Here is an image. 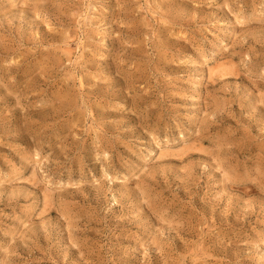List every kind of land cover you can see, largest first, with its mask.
Listing matches in <instances>:
<instances>
[{
	"label": "rangeland",
	"instance_id": "rangeland-1",
	"mask_svg": "<svg viewBox=\"0 0 264 264\" xmlns=\"http://www.w3.org/2000/svg\"><path fill=\"white\" fill-rule=\"evenodd\" d=\"M0 264H264V0H0Z\"/></svg>",
	"mask_w": 264,
	"mask_h": 264
}]
</instances>
